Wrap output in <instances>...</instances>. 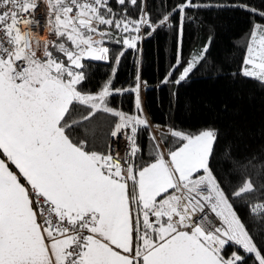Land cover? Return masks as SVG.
Instances as JSON below:
<instances>
[{
	"label": "snow or ice",
	"instance_id": "6c2138e0",
	"mask_svg": "<svg viewBox=\"0 0 264 264\" xmlns=\"http://www.w3.org/2000/svg\"><path fill=\"white\" fill-rule=\"evenodd\" d=\"M115 4L0 0V264H264V247L233 204L245 201L264 217V200L246 202L257 192L247 176L256 165L226 149L238 179L226 192L211 163L217 130L152 124L139 72L131 85L114 86L129 50L139 56L146 36L173 28L175 63L159 86L184 82L208 51L206 44L183 61L185 22L213 5L183 0L154 20L147 0ZM239 7L264 19V11ZM97 62L112 70L92 92L85 82ZM239 75L264 84V24H253ZM125 95L134 114L111 106ZM97 114L109 118L102 138L85 127ZM81 128L92 139H81ZM232 245L240 251L226 253Z\"/></svg>",
	"mask_w": 264,
	"mask_h": 264
},
{
	"label": "trees",
	"instance_id": "16d2710c",
	"mask_svg": "<svg viewBox=\"0 0 264 264\" xmlns=\"http://www.w3.org/2000/svg\"><path fill=\"white\" fill-rule=\"evenodd\" d=\"M182 2L183 0H147V9L155 20L158 17V9L160 12L171 10L176 3ZM193 2L213 6L190 11L189 15L195 17V23L187 20L185 22L183 61L186 63L194 51L199 52L208 45L205 59L189 77L180 85L159 86L171 65L175 63L177 32L173 28L169 31L158 30L153 35L146 36L139 45V56L129 50L121 60L114 86L131 85L139 72L141 79L149 85V89L144 91L143 108L145 105L144 109L153 124L193 133L207 127L217 130L219 139L215 158L211 162L215 174L222 181L225 191L231 192L238 187V179L231 175V159L225 155V150H230L231 158L242 163L251 160L256 167L249 166L247 176L251 178L257 192L249 194L246 202L254 204L264 200L261 195L264 168L259 167L264 164V84L239 75V71L253 24H264V19L239 6L247 5L264 11V0ZM113 7L117 8L115 0ZM130 12L133 16L137 14L132 9ZM174 19L178 22V17ZM111 70V64L94 63L89 69L90 78L85 82L86 89L97 91ZM178 72L174 73V77ZM111 106L119 107L127 113L135 111L132 95L113 97ZM84 114L86 113L77 112L76 118ZM108 119L97 114L92 121L85 122V127L94 125L97 137L102 138L107 132ZM77 135L81 139H92L85 135L84 128L78 129ZM140 143L144 147L146 141L143 137ZM147 150L151 151L150 143ZM244 203L245 201L240 199L233 200L238 215L257 245L264 247V217L250 214ZM233 250L240 251L232 245L226 248V253Z\"/></svg>",
	"mask_w": 264,
	"mask_h": 264
},
{
	"label": "built area",
	"instance_id": "2783aa9c",
	"mask_svg": "<svg viewBox=\"0 0 264 264\" xmlns=\"http://www.w3.org/2000/svg\"><path fill=\"white\" fill-rule=\"evenodd\" d=\"M147 118L149 119V121H150V118H149V116H147ZM151 122V121H150ZM152 123V122H151ZM153 124V123H152ZM155 125V124H154ZM119 148H120V150L121 151H123V149H124V142L123 141H121V143H120V145H119ZM211 218V217H210Z\"/></svg>",
	"mask_w": 264,
	"mask_h": 264
},
{
	"label": "crops",
	"instance_id": "0c3cea01",
	"mask_svg": "<svg viewBox=\"0 0 264 264\" xmlns=\"http://www.w3.org/2000/svg\"><path fill=\"white\" fill-rule=\"evenodd\" d=\"M144 91L142 92V101H143V103H144ZM144 108H145V105H144ZM144 113L147 115V111H145V109H144ZM129 114H134V113H129ZM148 116V115H147ZM0 158H3V157H0Z\"/></svg>",
	"mask_w": 264,
	"mask_h": 264
},
{
	"label": "rangeland",
	"instance_id": "374dc122",
	"mask_svg": "<svg viewBox=\"0 0 264 264\" xmlns=\"http://www.w3.org/2000/svg\"><path fill=\"white\" fill-rule=\"evenodd\" d=\"M207 128H212V127H207ZM206 129V128H205Z\"/></svg>",
	"mask_w": 264,
	"mask_h": 264
}]
</instances>
